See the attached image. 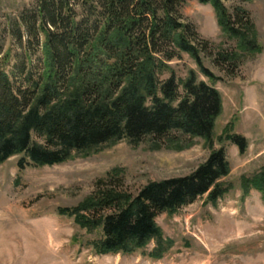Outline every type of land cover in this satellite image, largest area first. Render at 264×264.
Returning a JSON list of instances; mask_svg holds the SVG:
<instances>
[{
  "label": "trees",
  "instance_id": "16d2710c",
  "mask_svg": "<svg viewBox=\"0 0 264 264\" xmlns=\"http://www.w3.org/2000/svg\"><path fill=\"white\" fill-rule=\"evenodd\" d=\"M198 1L213 7L221 30L236 40V49L217 51L218 60L236 63L239 51H260L243 7L230 11L223 0ZM185 2L37 0L6 18L22 53L11 64L12 48L0 42V163L19 154V169L53 165L124 138L137 143L173 131L201 137L212 147L222 99L216 76L203 62L208 41L182 17ZM37 51L40 68L33 75L26 67ZM181 52L209 82L192 68L183 78L176 75L170 62ZM17 70L24 74L19 85L11 78ZM231 127L230 122L218 139L243 152L247 139ZM229 171L225 148L219 146L187 175L149 181L134 194L99 180L92 195L57 211L99 231L91 242L96 253L130 254L153 240L148 255L160 258L173 241L163 237L157 215L173 214L204 194L216 201L228 189L222 179ZM251 186L264 200V166L242 177L244 194Z\"/></svg>",
  "mask_w": 264,
  "mask_h": 264
},
{
  "label": "rangeland",
  "instance_id": "374dc122",
  "mask_svg": "<svg viewBox=\"0 0 264 264\" xmlns=\"http://www.w3.org/2000/svg\"><path fill=\"white\" fill-rule=\"evenodd\" d=\"M36 1L0 0V42L4 49L12 48L11 64L18 61L22 48L11 38L6 18ZM223 3L230 11L236 6L247 11L260 46L252 54L239 51L236 63L217 58L218 50L236 49V40L221 30L213 7L186 0L181 8L183 19L208 41L203 62L216 76L214 86L222 99L212 147L201 137L173 131L161 139L145 137L137 143L124 138L53 165L19 169L20 155L9 157L0 163V264H264V200L256 188L251 186L246 194L241 188L243 176L250 177L264 166V0ZM38 54H31L26 67L33 75L40 68ZM170 64L180 78L192 68L199 79L209 82L186 53ZM11 78L19 85L24 74L17 70ZM230 122L231 132L247 139L243 152L230 141L218 139ZM219 146L225 148L230 165L222 179L228 189L214 202L204 194L173 214L157 215L163 237L173 241L160 258L148 255L153 240L130 254L96 253L91 242L100 236L99 231H88L72 216L57 211L92 195L99 180L134 194L149 181L187 175L211 148Z\"/></svg>",
  "mask_w": 264,
  "mask_h": 264
}]
</instances>
